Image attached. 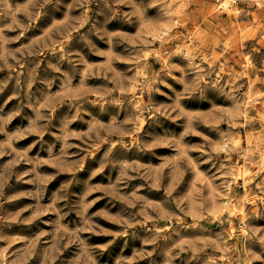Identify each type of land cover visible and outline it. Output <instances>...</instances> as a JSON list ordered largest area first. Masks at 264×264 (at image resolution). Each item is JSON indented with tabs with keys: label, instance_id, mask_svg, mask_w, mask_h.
I'll use <instances>...</instances> for the list:
<instances>
[{
	"label": "rangeland",
	"instance_id": "obj_1",
	"mask_svg": "<svg viewBox=\"0 0 264 264\" xmlns=\"http://www.w3.org/2000/svg\"><path fill=\"white\" fill-rule=\"evenodd\" d=\"M0 264H264V0H0Z\"/></svg>",
	"mask_w": 264,
	"mask_h": 264
},
{
	"label": "bare ground",
	"instance_id": "obj_2",
	"mask_svg": "<svg viewBox=\"0 0 264 264\" xmlns=\"http://www.w3.org/2000/svg\"><path fill=\"white\" fill-rule=\"evenodd\" d=\"M223 4V3H222ZM226 7V6H225Z\"/></svg>",
	"mask_w": 264,
	"mask_h": 264
}]
</instances>
